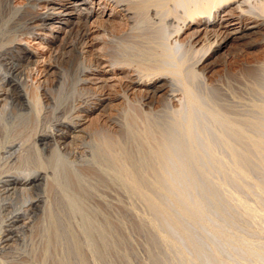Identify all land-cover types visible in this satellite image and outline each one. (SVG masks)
I'll use <instances>...</instances> for the list:
<instances>
[{"label": "bare ground", "instance_id": "obj_1", "mask_svg": "<svg viewBox=\"0 0 264 264\" xmlns=\"http://www.w3.org/2000/svg\"><path fill=\"white\" fill-rule=\"evenodd\" d=\"M176 7L181 8V12ZM0 11L3 12L0 15L2 17L0 18V154L2 152L8 154L4 156L5 158L8 156L11 162L8 161L13 165L5 171V174H2L0 170V214L10 211L7 208L14 206V210L9 212L10 216L8 215L9 217L5 220L7 223L5 225L3 222L0 223V248H6L8 242L12 240V233L16 228L12 227L14 225L23 227L25 220L37 214L36 211L53 217L51 214L56 213L62 216L66 214L63 212L72 210L69 205L68 207L65 205L66 208L60 209L61 211L52 206L54 203H59L54 201L56 198L53 199L52 193L57 185L60 186L62 183L65 185L68 182L69 179L65 182L67 178L65 175H68L67 171L70 172L67 170L70 166H72L70 174L75 177L83 176L81 175L83 171L79 174L77 168L85 167L88 170L92 167L95 169L98 163L106 167L103 172L107 167L116 169L121 161L124 162L125 159L123 160L122 157L131 143H138L136 145L140 146L141 150L147 146L152 150V154L158 158L163 156L164 159L165 155L166 157L170 155V150L166 147L169 136L175 133L174 128V133L167 135V129H171L166 128L169 126L168 123H174L186 138L185 143L192 145L193 130H195L193 126L195 123L198 124L194 122L196 116L193 117V114L196 113H193L192 109L202 111L203 117L206 115L215 118L222 114L221 109L224 106L217 99L220 97L216 93L217 90L208 82L210 78L207 74L213 68L209 59L231 43H239L255 36L264 38V0H24L23 3L16 2V0H0ZM106 11H109L108 14ZM217 13L221 14L217 16ZM117 14L121 18H118ZM93 15L95 16L94 21L98 24L97 27L89 23ZM193 21L200 22V25L191 24ZM116 23L120 24L123 29L120 30V35H116L119 27ZM160 23L167 30L161 29ZM74 32L77 39L70 44V47L74 49L76 58L82 61V69L79 71L81 74L79 73L74 78L69 93L58 90L59 93L55 94L56 89L53 91V87L52 89L47 86V82L51 79L53 82L58 74L55 70L57 67L54 66H42L41 79L37 80L35 86L29 83L31 72L34 69L27 65L35 61L34 68L37 74H39L40 67L36 66V59H32L35 53L25 46H19L20 36H35L33 39L44 42L51 50L54 47L59 50L67 45V36L70 33L75 34ZM99 32L103 34L100 36L105 38L107 44L112 46L115 44L113 47L117 46L116 49L119 51L116 49L111 51L110 47L103 54L99 53L98 57L97 50L94 51L93 47L98 41V36L96 37L94 33ZM184 32H187L185 37L180 39ZM101 56H105L106 60L103 61ZM20 61L26 62V66H22ZM112 74H118L120 77L113 78ZM182 107L186 110H184V119L180 118L182 116L180 112H183ZM97 110V126L88 129L85 126L86 118ZM72 112L79 115L72 116L70 115ZM66 113L71 117L64 115ZM61 114L63 117L66 116L67 121L59 120L57 115ZM224 114L221 115L222 118L227 119ZM226 116H228L227 113ZM196 124L194 127L198 126ZM235 133L238 132L235 131ZM229 136L231 137L230 134ZM229 136L227 135L226 140L230 138ZM239 138L234 139L237 141ZM169 140L173 141V139ZM205 140L208 141V139ZM230 142L232 144V141ZM79 143L84 146L82 148L79 146L80 150L74 153L77 158L74 161L78 160V167L75 168L74 163V167L71 164L68 167L65 161H61L63 165L59 164L63 152L67 153L69 150L72 152V147L78 146ZM208 145L210 146V143ZM194 146L192 148L195 149ZM229 146L226 147L233 158H231L232 162H229L235 171L243 173V168L237 158L241 156L239 153L243 152L241 149L244 146L238 148L236 144L235 147L234 145ZM146 151H143V154ZM128 153L125 155H130ZM191 154L192 150L188 155ZM244 156L246 157V154ZM115 169H110V171L113 170L114 173ZM128 169L126 172L131 174L130 178L132 173ZM99 170L102 172L103 169ZM170 170L173 168L168 171ZM162 172L165 173V171ZM80 184L82 185L81 182ZM70 188L72 187L68 189ZM37 190H44L49 196L45 195L46 198L41 193V195L32 196L33 191ZM14 194L16 195L15 202H12L14 205L9 202L10 205L8 201L13 198ZM71 194L69 191L68 200L73 203L72 200L77 197V194L75 197ZM61 205L60 199L59 207ZM77 207L73 209L76 210ZM79 211L80 209L76 210L77 213Z\"/></svg>", "mask_w": 264, "mask_h": 264}, {"label": "rangeland", "instance_id": "obj_2", "mask_svg": "<svg viewBox=\"0 0 264 264\" xmlns=\"http://www.w3.org/2000/svg\"><path fill=\"white\" fill-rule=\"evenodd\" d=\"M16 2L23 3L24 0H16ZM176 9L181 12V8L176 7ZM108 12L106 11L107 14ZM1 13L3 12L0 11V15H2ZM220 14L217 13V16ZM117 17L121 18L119 14ZM0 18L2 17L0 16ZM94 20L95 16L93 15L89 19V23L93 27H97L98 24ZM116 24L119 26L116 35H120L123 29L120 24ZM191 24L199 26L200 22L193 21ZM160 28L166 29L162 23H160ZM186 33L184 32L180 39L184 38ZM70 34L67 36V45L63 49L58 47L59 50L54 47L52 48L53 51L44 42L33 39L35 36H20L19 46H25L37 54L36 57L34 54L32 59H36V66L40 67L39 74H37L34 68L35 61L33 64L27 65L34 69L31 72L29 83L35 86L37 80L41 79L40 77L43 75L40 76V71L44 66L50 65L57 67L55 70L58 71V74L54 78L55 81L52 82L51 79L47 82V86L53 87V91L56 89L55 94L59 93L58 90L69 93L74 78L79 73L81 74L79 71L82 69V61L76 58L74 49L70 47V44L77 39L76 33ZM95 34L96 37L98 36L99 42L97 41L93 49L98 51H96L97 55L108 51L110 47L112 48H110L111 51L118 48L117 46L114 48L115 44L114 47L109 43L107 44L105 38L102 37L104 40L101 38L103 36L101 32ZM250 38L245 39V42L229 44L209 59L213 68L207 74L210 78L208 82L217 90L216 93L220 97L217 98L218 96H216V98L222 102H219L222 106L224 105L221 109V115L223 116L225 113L224 117L227 119L222 118L221 115V117L216 116L217 119L206 115L203 117L202 111L192 109L193 113H196L193 114V117L198 118H194V122H197L198 124H195L198 126L194 127L195 124L193 126L195 130H193L194 138L192 137V141L194 142L192 145L185 143L186 138L174 123H168L169 126L166 128L173 129V131L167 129L168 136L174 133L175 128L174 135L169 136V139H173V141L168 139L166 146L168 150L173 152L169 151L171 156L167 153L168 156L165 155L164 159L163 156L158 158L152 154V150L148 149L147 146L144 149L141 147V150L140 146H137L138 143H136L137 145L131 143L128 145L131 147L127 146V152L130 155H125L127 154L125 152L123 155L125 158L122 157L125 160L124 162L121 161V167L117 165V170L109 167L115 169L114 173L108 167L103 172L106 167L104 165L102 167L98 163V166L95 164L97 167L94 165L96 167L93 168L94 170L92 167H90L91 169L88 168L90 171L85 167L77 168L79 174L83 171L81 173L83 176L75 177L70 174L72 167L70 166V169H67L70 172L66 170L68 175H65L67 177L65 182L69 179L68 182L65 185L63 183L60 186L55 185L57 192L54 190L52 193L53 199H57L54 201L59 202L57 203L59 205L54 206L57 205L54 203L52 206L56 209L59 208L58 210H63L69 205L72 210L63 212L66 214L62 213V216L59 213V215L55 213V216L51 214L53 217L36 211L37 214L25 220L26 223L23 227L22 225L18 227L14 225L12 228H16L12 233V240L6 245L7 249L0 248V264H264V38L262 36ZM57 51L59 53H55ZM100 58L103 61L106 60L105 56ZM19 63L26 66V62L20 61ZM112 77L119 78L120 75L112 74ZM182 110L180 118L184 119L185 108L182 107ZM23 111L25 112V110ZM23 111L22 113H24ZM97 113L98 110L86 118L85 126L88 129L97 126ZM226 113L229 117L226 116ZM77 114L75 112L70 113L72 116H77ZM64 115L71 117L68 113ZM57 117L61 121H67L63 114L57 115ZM230 118L233 120L231 121ZM177 130L179 131L177 132ZM227 135L230 137L228 140H226ZM234 138H239L238 142ZM229 140L232 141V144ZM226 141L228 142L226 143ZM206 143H210V146L208 145V147ZM237 143H240V146ZM235 144L237 148L244 146L241 149L243 152L240 151L241 153H239L241 159L237 158L243 168V173L235 171L230 163L233 158L227 147L229 145L235 147ZM77 145L72 147V152L71 150L67 153L63 152L59 164L63 165L61 161H65L68 167L69 164L73 165V163L76 165L75 168L78 167V160L74 161L77 159L74 153L84 145H80V143ZM193 146L195 149L192 148ZM149 150L151 151L148 152ZM191 150L192 156L190 155V157L188 154ZM143 151L146 152L143 154ZM2 154L3 152L0 154V170L2 174H5V171L12 168L13 165L8 156L7 158L4 156L8 154ZM160 165L163 166L160 167ZM98 167L103 169V173ZM167 167L169 168L167 169ZM125 168H129L128 171L132 173L130 178L131 174L127 173ZM172 168L175 170L174 172L173 170L168 171ZM77 180L87 187H83ZM95 181L96 183H93ZM67 184L70 185L66 186ZM67 187L72 188L68 189ZM63 189L69 190L74 197L77 194V197L72 200L73 203L68 200L69 191L66 190L67 193ZM39 191H33L32 196L42 194L47 198L45 196L48 195L47 192ZM15 196L14 194L13 198H10L9 201L6 200V202L8 201V204L14 203ZM82 197L88 198L84 200ZM60 199L61 207H59ZM13 203L12 205H14ZM65 205L67 206L65 207ZM80 205L84 209L82 206L77 207ZM75 207L80 209L78 213L76 212L77 209H73ZM13 208L14 206L7 208L10 211H4L5 213L0 214V223L3 222L4 225L7 223L5 220L10 216L9 212L14 210Z\"/></svg>", "mask_w": 264, "mask_h": 264}]
</instances>
